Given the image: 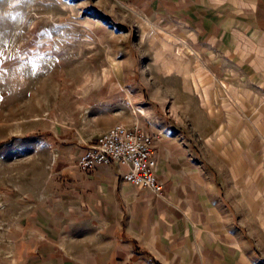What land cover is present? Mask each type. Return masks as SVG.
Instances as JSON below:
<instances>
[{
    "label": "crops",
    "instance_id": "obj_1",
    "mask_svg": "<svg viewBox=\"0 0 264 264\" xmlns=\"http://www.w3.org/2000/svg\"><path fill=\"white\" fill-rule=\"evenodd\" d=\"M82 2L84 12L105 13L113 23L152 26L196 65L210 59L207 73L221 65L225 84L236 73L242 93L250 86L264 94V0ZM120 73L111 67L87 91L85 105L59 116L53 131L36 133L52 148L53 184L21 223L15 264H264L189 131L137 101L138 87L120 80ZM135 121L152 135L162 195L124 180V164L87 171L77 165L108 127Z\"/></svg>",
    "mask_w": 264,
    "mask_h": 264
},
{
    "label": "rangeland",
    "instance_id": "obj_2",
    "mask_svg": "<svg viewBox=\"0 0 264 264\" xmlns=\"http://www.w3.org/2000/svg\"><path fill=\"white\" fill-rule=\"evenodd\" d=\"M84 9L82 0H0V264H15L21 223L53 184L52 148L36 133L85 105L111 67L138 87L137 101L189 131L263 259L264 94L242 93L236 73L225 84L221 65L207 73L210 59L196 65L150 25Z\"/></svg>",
    "mask_w": 264,
    "mask_h": 264
},
{
    "label": "built area",
    "instance_id": "obj_3",
    "mask_svg": "<svg viewBox=\"0 0 264 264\" xmlns=\"http://www.w3.org/2000/svg\"><path fill=\"white\" fill-rule=\"evenodd\" d=\"M153 146L152 135L138 122L131 126L114 124L98 135L76 162L83 171L98 165L124 164L127 166L121 175L124 180L162 195L163 184L155 175Z\"/></svg>",
    "mask_w": 264,
    "mask_h": 264
}]
</instances>
